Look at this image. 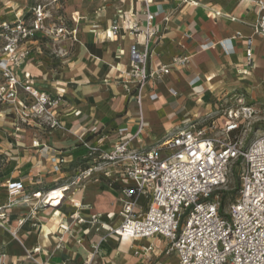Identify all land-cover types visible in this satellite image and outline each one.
<instances>
[{
  "label": "crops",
  "instance_id": "crops-1",
  "mask_svg": "<svg viewBox=\"0 0 264 264\" xmlns=\"http://www.w3.org/2000/svg\"><path fill=\"white\" fill-rule=\"evenodd\" d=\"M35 1L20 2L15 14L25 13ZM258 1L264 2L149 0L155 35L149 42L148 68L165 65L170 67V72L160 82L154 85L149 82L144 88L141 103L144 130L133 142L134 146H151L167 133L215 114L235 94H244L257 107L256 101L264 100V42L254 34V27L262 16ZM8 5L7 1L5 6ZM144 12V5L135 2L61 0L59 14L69 27H77L76 42L64 41L59 45L67 55L59 59L51 55V47L44 42L30 44V57L22 71L31 76L39 90L56 98V111L63 129L39 133L23 128L17 132L9 118L1 113L3 106H0V203L7 202L6 182L22 183L23 192L8 213V227L16 228L18 219L26 218L16 229L19 241L0 229V252L6 255L5 264H33L26 259V252L36 247H40V252L33 256L45 264H115L104 256L128 251L135 255L140 247L152 245L155 250L161 244L162 239L158 237L128 240L106 232L103 235L92 232L89 236V226L78 224L77 217L87 221L96 215L101 222L117 226L119 191L100 175L81 184L71 176L89 165L83 162L85 150L80 140L108 148L118 141V129L126 128L129 134L137 131L134 86L122 74L131 61V46L139 43L138 48L142 49L144 38L140 35L135 40L124 28L135 23L143 30ZM114 24L120 27L112 35L110 28ZM248 39L252 41V68L245 67ZM177 56L190 58L183 67L171 66ZM169 90L175 94L171 95ZM151 94L156 95L153 101L149 98ZM216 121L221 123L219 115ZM34 139L48 148L47 151L32 148ZM52 159L62 161L57 172ZM72 181L76 182L71 184ZM66 185V198L60 207H47L35 217H27L30 207L20 202L23 194L50 192ZM109 192L117 198L119 208L112 222L106 216L114 213L110 206L98 213V204L109 202ZM74 203L80 206L75 208ZM72 225L80 230L69 233ZM99 237L98 243L95 239ZM122 241L130 242L127 250H121ZM94 254L102 261L94 260Z\"/></svg>",
  "mask_w": 264,
  "mask_h": 264
},
{
  "label": "built area",
  "instance_id": "built-area-1",
  "mask_svg": "<svg viewBox=\"0 0 264 264\" xmlns=\"http://www.w3.org/2000/svg\"><path fill=\"white\" fill-rule=\"evenodd\" d=\"M117 1L140 3L145 10L143 30L135 23L124 28L135 40L140 35L144 38L142 49L138 48L139 43L131 46V61L122 74L134 86L137 131L129 134L126 128L118 129V141L108 148L80 140L89 165L79 172L76 181L100 175L115 185L119 191L120 222L112 227L96 215L87 221L77 217L76 222L96 223L107 235L121 239L158 237L170 246L169 252L175 255L176 264H264V131L258 135L264 124L261 109L249 103L244 94H235L215 114L191 121L151 146H134L133 142L144 130L141 113L144 88L149 82L152 85L160 82L170 67L148 68L149 42L155 35L149 0ZM60 2L36 0L25 13L15 14L14 20L0 22L1 113L9 118L17 132L23 128L39 133L63 129L56 111V98L39 90L31 76L22 71L30 57V44L44 42L51 47V55L61 59L67 51L59 48L60 43L76 42L77 27H69L59 14ZM257 7L262 16L254 27V34L264 42V2L258 1ZM74 23L77 25L78 20ZM119 27L112 25L111 34ZM246 45L245 67L252 68L251 39ZM189 58L174 57L171 66L183 67ZM169 92L175 94L172 90ZM149 98L153 101L156 95L151 94ZM218 115L221 123L216 121ZM255 125L259 127L248 141ZM32 148L40 152L48 149L36 139L32 141ZM61 164V160L55 161V172ZM233 167L237 168L234 189L229 188ZM5 189L7 202L0 203V229L19 241L16 229L26 218L18 219L17 227L12 229L8 227V213L24 186L8 181ZM47 194L49 190L33 192L30 196L23 194L20 202L30 207L27 217L33 218L38 211L50 207L45 200ZM141 198L145 205L139 204ZM106 216L109 222L115 218L113 213ZM153 251L149 245L135 250V255L148 259ZM39 252L40 247L33 248L26 252V259L33 264H45L33 256ZM5 259L6 255L0 252V264H5Z\"/></svg>",
  "mask_w": 264,
  "mask_h": 264
},
{
  "label": "rangeland",
  "instance_id": "rangeland-1",
  "mask_svg": "<svg viewBox=\"0 0 264 264\" xmlns=\"http://www.w3.org/2000/svg\"><path fill=\"white\" fill-rule=\"evenodd\" d=\"M7 1L9 2L10 6L9 5L5 6ZM22 1H24V0H0V20H3L4 18L6 20H13L14 16H15V13H16V9H18V7H19L18 4L20 2H22ZM256 103H257L258 107L261 109L262 115H264V100L263 101L257 100ZM261 125H262L261 126L262 130L260 129L258 131V135L262 134L263 131H264V124H261ZM255 130H256V128L254 127L253 130L248 135V137H247L248 141L251 140V138L254 136V131ZM231 171H232V175L230 176V180H229V188L234 189L236 187V184H237V179H236V175H235L236 171H237V168L233 167ZM71 176L75 179L79 175L75 176V175L72 174ZM82 181H85V180L80 178L79 183L81 184ZM107 187L108 186H106L105 190L108 191ZM108 199H109L110 203L108 202L105 205L101 204V203L98 204V206H99V210H98L99 212L98 213L99 214L103 213L104 209H107V208H109L108 206H110L111 207L110 209H112V211H114L113 214L116 215L115 212H117L118 209H119L118 205L116 204L117 198L115 197V195L113 193L109 192ZM139 204L140 205H145V202H144L143 198L140 199ZM101 205H103L102 208H101ZM79 206L80 205L78 204L77 207H79ZM83 224H86L87 226H89V228H87L88 232H89V236H90V234L92 235V232H93V234H97V235H99V234L103 235L106 232V231H102L100 229L99 225L96 224V223H94L93 225H91L89 223H86V222L81 223V225H83ZM87 229H85V231ZM79 230H80V228L76 227V225H72V227L69 230V233H74V232L79 231ZM100 239H101V237H99V239H95V240L96 241L98 240V243H99ZM129 245H130V242L122 241L120 243V248H121V250H127L129 248ZM169 248H170V246L167 245V243L164 240H162L161 244L157 248H155V250H154V252L152 254L149 253L148 254V259H145L144 261H141V257H139L138 255H133L129 251L126 252L125 254L119 253L116 256L113 255V253H112V254H108L107 256H104V257H106V259L114 261L115 264H176L175 255L172 252H169ZM94 255L92 256V257L95 258L94 260L99 259V260L102 261V259L97 257L98 254L95 255V256ZM87 257L88 256H86L85 258H87ZM110 264H112V262Z\"/></svg>",
  "mask_w": 264,
  "mask_h": 264
},
{
  "label": "bare ground",
  "instance_id": "bare-ground-1",
  "mask_svg": "<svg viewBox=\"0 0 264 264\" xmlns=\"http://www.w3.org/2000/svg\"><path fill=\"white\" fill-rule=\"evenodd\" d=\"M66 190L67 188H59L50 191L49 194L45 196L47 206H50L52 208L60 207L62 205V201L66 198L64 193V191ZM76 206H78V204Z\"/></svg>",
  "mask_w": 264,
  "mask_h": 264
},
{
  "label": "trees",
  "instance_id": "trees-1",
  "mask_svg": "<svg viewBox=\"0 0 264 264\" xmlns=\"http://www.w3.org/2000/svg\"><path fill=\"white\" fill-rule=\"evenodd\" d=\"M255 128H258V125H255ZM83 162H84V163H86V162H87V160H84Z\"/></svg>",
  "mask_w": 264,
  "mask_h": 264
}]
</instances>
